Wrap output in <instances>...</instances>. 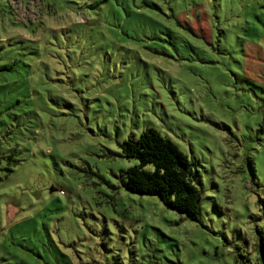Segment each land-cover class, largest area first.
<instances>
[{
    "label": "rangeland",
    "instance_id": "374dc122",
    "mask_svg": "<svg viewBox=\"0 0 264 264\" xmlns=\"http://www.w3.org/2000/svg\"><path fill=\"white\" fill-rule=\"evenodd\" d=\"M263 100L264 0H0V264L256 261ZM148 129L198 171V222L128 190Z\"/></svg>",
    "mask_w": 264,
    "mask_h": 264
},
{
    "label": "trees",
    "instance_id": "16d2710c",
    "mask_svg": "<svg viewBox=\"0 0 264 264\" xmlns=\"http://www.w3.org/2000/svg\"><path fill=\"white\" fill-rule=\"evenodd\" d=\"M121 149L124 158L139 161L127 171L129 191L159 197L172 211L194 222L200 220L203 192L199 173L176 143L160 131L148 129L140 138H129ZM148 166L154 171H147ZM235 256L236 264H264V240L256 261L242 246L236 248Z\"/></svg>",
    "mask_w": 264,
    "mask_h": 264
}]
</instances>
